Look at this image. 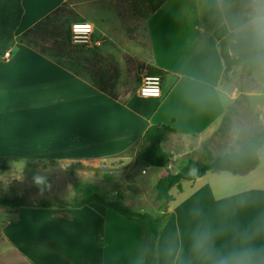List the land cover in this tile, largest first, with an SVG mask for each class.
I'll return each mask as SVG.
<instances>
[{
  "label": "crops",
  "instance_id": "crops-1",
  "mask_svg": "<svg viewBox=\"0 0 264 264\" xmlns=\"http://www.w3.org/2000/svg\"><path fill=\"white\" fill-rule=\"evenodd\" d=\"M78 1L21 0L24 12L11 55L0 57V158H7L8 166L101 162L137 146L150 126L166 125L175 130L164 143L170 159L167 168L176 172L190 159L202 160L203 152L198 158L195 154L216 140L227 114L221 90L224 63L214 31L222 24L230 31L244 29L251 22L254 0H167L146 21L147 49L129 46L150 75L161 77V97H141L137 92L117 99L102 91L100 82L76 74L37 49L35 36H25L63 8L76 16L74 22L92 23L93 37L102 46L104 38L96 21L79 15ZM116 28L113 19L103 32L115 35ZM121 39L130 44L126 37ZM150 67L160 73H150ZM251 77L254 83L236 94L246 97L264 128V85L260 83L264 69L252 71ZM237 139L230 134L228 150L221 155L238 151ZM233 140L236 147L231 148ZM258 156V165L243 174L207 172L194 181H182L170 190L172 201L167 207L161 202L159 211L129 201L140 212L166 214L157 241L158 264H218L247 251L257 254V264H264V146ZM159 169L157 182L166 174L165 168ZM10 210L14 216L0 228V264L141 262V245L135 242L129 252L118 239L124 229L120 225L133 227L140 236L137 225L101 204ZM203 234L210 237L206 256L193 248ZM168 249L173 250L171 256Z\"/></svg>",
  "mask_w": 264,
  "mask_h": 264
},
{
  "label": "rangeland",
  "instance_id": "rangeland-1",
  "mask_svg": "<svg viewBox=\"0 0 264 264\" xmlns=\"http://www.w3.org/2000/svg\"><path fill=\"white\" fill-rule=\"evenodd\" d=\"M77 3H79L78 9L81 17L92 18L96 21L100 32L97 29L96 31L104 38L102 46L98 50H89L71 44L70 25L78 20L70 9H63L53 18L52 23L57 32L63 36L65 44H61L60 39L55 40L52 36L46 39L35 38L37 39L35 47L86 79L101 82L107 76H113L116 79V87L112 92L118 98L137 93L148 69L141 65L143 62L138 60L129 46L147 49V18L145 17L147 9L143 0H79ZM113 19L114 26L117 27L115 35L104 34L103 27L112 24ZM248 27H251V22L244 26V28ZM122 36L126 37L129 45L124 44ZM261 71L257 72L261 73ZM251 74L252 72L237 66L223 78L221 90L227 106V122L221 125L223 130H218L216 133V140L207 143L204 149L207 150L208 147V153L205 154L204 149H201L195 154L198 158L203 152L204 158L201 161L209 163L211 158L228 150L230 134L234 133L237 136L240 147V144L248 140L254 132L263 128L258 125L259 115L250 111L246 97L239 93L236 94L237 90L240 91L246 85L249 87L254 83ZM260 83L264 85V79H260ZM221 142L226 144L220 145ZM232 142L230 143L231 148L236 147L234 140ZM138 150L139 144L119 156L101 162H16L11 163V166H8L10 164L8 162L5 170L0 172V190L2 194L9 196H26L33 203L41 200L51 203L59 200L66 202L74 197L73 182L78 180L99 188L109 202L128 200L125 204L133 211L141 210L131 206L129 201L138 208L144 207L150 211L161 210V202L156 200L155 190V184L161 171L159 168L145 167L138 161L136 158ZM144 171L147 173L144 174ZM36 172L47 174L51 183V188L45 191L43 196L38 194V189L32 183V176ZM5 176L8 186L4 183ZM17 176L22 177L23 180L16 181ZM6 187L7 190H5ZM14 212L0 207V228H2L3 221L14 216ZM152 215L156 217V214ZM121 220L124 218L122 217ZM134 224L137 225L140 236L133 227L126 225H120L124 229L118 236L123 248L129 252L134 250L135 242L141 245L143 239L141 227L135 222Z\"/></svg>",
  "mask_w": 264,
  "mask_h": 264
},
{
  "label": "trees",
  "instance_id": "trees-1",
  "mask_svg": "<svg viewBox=\"0 0 264 264\" xmlns=\"http://www.w3.org/2000/svg\"><path fill=\"white\" fill-rule=\"evenodd\" d=\"M167 0H143L148 19L153 13L160 9ZM63 8L56 9L49 17L40 21L35 27L28 31L25 36L33 35L36 38L46 39L53 36L55 40L60 39L61 44H65L63 36L57 32L52 23ZM24 9L21 0H0V57L12 46L14 34L20 24ZM214 37L219 43V51L224 63V77L237 66H241L246 71L264 69V53L259 52L256 47L254 34L251 27L238 31H230L226 24H222L214 31ZM68 38V36H67ZM143 65V64H141ZM150 73H160L154 68H149ZM100 89L108 93L112 98L117 99L112 90L116 87V79L107 76L99 85ZM229 111V110H228ZM227 122L224 118L223 124ZM219 130L222 131L223 127ZM175 130L166 125L150 126L143 134L139 142V150L136 158L145 167L165 168L166 174L156 183V200L167 207L172 201L170 190L179 187L182 181H194L207 172L226 171L235 175L243 174L248 169L258 165L259 149L264 146V128L254 132L245 142L240 144L238 151L227 152L223 155L211 158L210 162L190 159L184 167L174 172L167 170L169 164V154L164 148V143L169 135ZM7 158H0V170H5L8 163ZM74 197L70 201H56L51 203L41 200L38 203L30 202L26 196H9L2 194L0 190V207L16 209L20 207H57V208H80L90 203H97L112 209L127 221L137 223L143 233L141 244V264H158L157 241L166 214L161 217H154L147 212L133 211L122 200L109 202L100 192L99 188L89 183L74 180ZM97 243L102 247L104 242L96 236Z\"/></svg>",
  "mask_w": 264,
  "mask_h": 264
},
{
  "label": "clouds",
  "instance_id": "clouds-1",
  "mask_svg": "<svg viewBox=\"0 0 264 264\" xmlns=\"http://www.w3.org/2000/svg\"><path fill=\"white\" fill-rule=\"evenodd\" d=\"M254 11L251 17V28L254 34V40L259 52L264 53V0H254ZM16 181H22L20 176L15 177ZM4 183L8 186L5 176ZM32 183L38 189V194L43 196L45 191L51 188L48 175L36 172L32 176ZM7 190V187L5 188ZM210 237L207 234L199 236L194 242L193 248L197 254L206 256L208 252ZM173 254L172 249H168V255ZM177 258L179 253L176 254ZM218 264H257V254L254 251H247L231 257L221 259Z\"/></svg>",
  "mask_w": 264,
  "mask_h": 264
},
{
  "label": "built area",
  "instance_id": "built-area-1",
  "mask_svg": "<svg viewBox=\"0 0 264 264\" xmlns=\"http://www.w3.org/2000/svg\"><path fill=\"white\" fill-rule=\"evenodd\" d=\"M77 25H88L90 26V31L87 33H77L75 31V26ZM95 33L94 25L90 22H73L70 25L69 37L71 44L76 46H82L85 48H93L101 46V41L94 39L93 35ZM11 55V46L4 52L1 56L2 59H8ZM155 89L157 94L146 95L145 93H150L151 90ZM138 94L141 97H155L159 98L162 95V79L159 75H150L148 72L145 74L142 83L139 87Z\"/></svg>",
  "mask_w": 264,
  "mask_h": 264
},
{
  "label": "snow or ice",
  "instance_id": "snow-or-ice-1",
  "mask_svg": "<svg viewBox=\"0 0 264 264\" xmlns=\"http://www.w3.org/2000/svg\"><path fill=\"white\" fill-rule=\"evenodd\" d=\"M75 31H76L77 33H87V32L90 31V26H88V25H77V26H75ZM0 94H2V93H0ZM145 94H146V95H148V94L156 95L157 92H156L155 89H153V90H151L150 93L146 92Z\"/></svg>",
  "mask_w": 264,
  "mask_h": 264
}]
</instances>
